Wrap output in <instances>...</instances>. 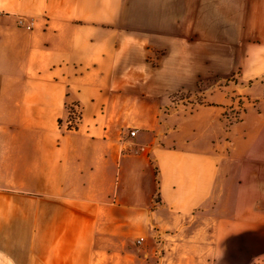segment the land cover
<instances>
[{
    "label": "crops",
    "instance_id": "obj_1",
    "mask_svg": "<svg viewBox=\"0 0 264 264\" xmlns=\"http://www.w3.org/2000/svg\"><path fill=\"white\" fill-rule=\"evenodd\" d=\"M261 256L264 0H0V264Z\"/></svg>",
    "mask_w": 264,
    "mask_h": 264
},
{
    "label": "built area",
    "instance_id": "obj_2",
    "mask_svg": "<svg viewBox=\"0 0 264 264\" xmlns=\"http://www.w3.org/2000/svg\"><path fill=\"white\" fill-rule=\"evenodd\" d=\"M78 118H79L78 111H70V120H69V128L70 129L75 128V124H76V121L78 120ZM131 134L133 135L134 132H131ZM140 241H142L141 238L138 240V242H140ZM253 264H264V256L256 257Z\"/></svg>",
    "mask_w": 264,
    "mask_h": 264
}]
</instances>
